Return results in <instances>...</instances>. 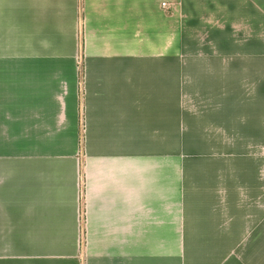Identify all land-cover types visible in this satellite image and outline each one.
<instances>
[{
  "label": "crops",
  "instance_id": "1",
  "mask_svg": "<svg viewBox=\"0 0 264 264\" xmlns=\"http://www.w3.org/2000/svg\"><path fill=\"white\" fill-rule=\"evenodd\" d=\"M182 91L207 141L264 151V0H0V264H205L225 175L202 169V228L178 191ZM229 103L245 123L220 128ZM261 190L227 196L245 229Z\"/></svg>",
  "mask_w": 264,
  "mask_h": 264
},
{
  "label": "rangeland",
  "instance_id": "2",
  "mask_svg": "<svg viewBox=\"0 0 264 264\" xmlns=\"http://www.w3.org/2000/svg\"><path fill=\"white\" fill-rule=\"evenodd\" d=\"M193 94L194 93L189 91L178 92L177 171L181 172L182 176V183L179 185L182 190L178 189V191L182 192L187 187L195 188L193 191L196 193H192L191 195L197 198V200L194 201V205L199 206L200 203L204 209L203 214L199 217V221H203V223H200V227L203 228L208 224L206 215L213 212L214 209L212 207H215V204H212L211 201L207 202L208 196L206 194L202 193V195H200L201 186L199 179L202 169L205 170L214 165L216 172L225 175L222 176L223 191L221 190V192L223 195L221 194L222 196L220 197V202H222V197H224L225 205L223 206V204H220V207L224 208L227 213H230L226 207L228 201L227 196L230 194L234 192L242 194L249 189V186L253 197H255L258 192H263V190H261L264 187L263 183L261 184L260 190L258 187L257 190L256 186L259 181L262 180L261 175L264 174V151L245 149V142L249 139L248 135L246 137L224 136L218 144L212 140V138L214 139L213 136H209L207 141V138L201 135V118L195 117L198 113L195 111V108H193V112H191L192 109L188 103ZM217 105L219 106V112L227 106V104L225 105L220 102H218ZM228 105L235 106L230 103ZM248 110L249 105H239L234 114L227 116L228 118L230 117L229 121L223 120L220 116L219 118H215V124L220 128L223 126L225 127L236 116L241 117L243 120L241 122L245 123L242 116H244ZM222 131L228 135L227 128H224ZM184 167L186 169L185 173L182 171ZM185 177L188 184L185 182ZM193 177H196L195 184L193 183ZM255 179H259V181L256 183ZM241 197H243V195H241ZM216 207H219V204ZM180 210L181 207L179 211ZM186 211L188 217L189 212L187 209ZM242 211H244V209H242ZM227 213L226 216H217L216 223L214 224H212V220H209V226H206L210 231L213 230L216 225L219 228L222 227L223 232L221 238L224 241L219 244L214 240L215 238H211L213 240V246L211 245L208 248L201 247L202 250L207 252L204 254L206 257L204 258L205 264H264L263 225L255 226L254 217H252V219L248 221V227L245 229L241 211L234 215L232 219ZM183 217L184 213L179 212L177 214V218ZM230 228L234 230L235 235L233 237L230 236V234H232V229ZM238 241H240V246L237 245ZM187 252H189L188 247H185L182 254ZM196 256L200 257V254L197 253ZM198 262L200 261H192L193 264H203V262Z\"/></svg>",
  "mask_w": 264,
  "mask_h": 264
},
{
  "label": "built area",
  "instance_id": "3",
  "mask_svg": "<svg viewBox=\"0 0 264 264\" xmlns=\"http://www.w3.org/2000/svg\"><path fill=\"white\" fill-rule=\"evenodd\" d=\"M166 5L165 4H162V7L164 8Z\"/></svg>",
  "mask_w": 264,
  "mask_h": 264
}]
</instances>
